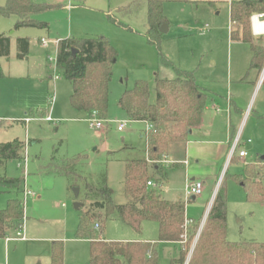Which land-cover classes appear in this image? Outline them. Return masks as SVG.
<instances>
[{
	"label": "rangeland",
	"instance_id": "rangeland-1",
	"mask_svg": "<svg viewBox=\"0 0 264 264\" xmlns=\"http://www.w3.org/2000/svg\"><path fill=\"white\" fill-rule=\"evenodd\" d=\"M148 1L33 0L52 5L33 15L36 20L46 22L49 29L15 28V16H0V34L12 37L13 48L8 58L0 56V143L13 139L26 142L27 158L25 166L22 159L0 163V177L23 178L27 189L35 194L25 200L24 239L17 237L15 229L7 232L10 240L0 238V264H51L54 242L62 246V264H90L91 235H101L109 241L153 240L158 264H170L178 256L177 244L158 241L155 221H144L137 232L116 213L105 219L103 211H97V215H102L87 224L89 235L77 236L80 219L89 210V203L83 201L86 184L96 188L105 184L112 202L123 204L128 199L123 183L125 161L146 154L145 124L128 122L118 103L121 94L132 88L136 80L147 81L153 100L156 77L171 79L177 76V70L190 71L201 88L219 97L221 127L227 124L228 102L232 99L243 112L248 110L243 137L252 139L253 144L264 138V85L259 91L253 84L260 82L261 71L251 67L250 44L230 39L229 0H162L168 30L160 33L159 46L149 43L145 36L149 28ZM3 3L0 0V5ZM85 35L106 37L117 52L111 64L107 109L101 117L108 123L102 129L89 127L90 112L72 107V85L55 65V42ZM21 36L30 39L28 56L23 59L17 56L15 46V38ZM41 37L50 41L45 48L39 43ZM252 37L264 41V37ZM48 57L54 61L49 62ZM257 112L263 116L261 119L257 118ZM206 113L218 116L210 109ZM47 114L52 121L45 120ZM25 118L31 121L25 124L21 121ZM112 121H127V124L123 131H118ZM250 147L244 148L252 156L264 155V146ZM176 149L172 155L184 154L183 148ZM77 157L80 159L74 175L67 177L54 171L65 160ZM169 159L178 161L171 156ZM183 161H186L184 169L168 171L167 181L161 183V194L170 200L181 198L186 216L199 220L207 210L211 187L225 182L226 238L264 242V199L247 201L244 188L233 179V175L243 173V164L200 161L193 157L190 164ZM192 178L202 182L206 189L188 202L184 187ZM74 188L79 189L78 196ZM14 198L22 200V191L0 185V210ZM76 201L82 203L77 209ZM96 222L100 224L98 229L94 227ZM196 238L184 264L188 263Z\"/></svg>",
	"mask_w": 264,
	"mask_h": 264
},
{
	"label": "trees",
	"instance_id": "trees-1",
	"mask_svg": "<svg viewBox=\"0 0 264 264\" xmlns=\"http://www.w3.org/2000/svg\"><path fill=\"white\" fill-rule=\"evenodd\" d=\"M50 8L52 5L34 3L31 0H4L0 5V16H15V28L48 29L46 22L36 20L33 15ZM255 12L264 13V0L230 2V39L250 44L251 67L260 70L264 63V41L252 37L249 25L250 16ZM147 19L149 28L145 33L146 39L159 46V28L167 24L162 0L148 1ZM9 44L10 36L0 34V56L8 57ZM16 45L20 54L26 53L29 39L17 38ZM116 54V50L104 36L65 38L58 41L55 64L72 85L70 103L74 109L86 112L96 110L100 117L105 115L111 64L115 61ZM1 75L0 67V77ZM150 95L147 81L136 80L132 88L125 90L118 100L129 121L149 123L154 129L149 137L147 159H133L125 164L123 183L127 201L114 204L105 184L96 188L87 183L83 201L89 203V210L80 219L77 236L89 235L86 233L87 224L95 218L103 214L106 219L116 213L120 220L137 232L143 221H155L159 229L158 241L181 242L183 248H180L179 256L172 259L170 264L185 263L196 237L187 264H264V242L229 241L226 238L225 182L218 187L199 234L198 223H186L183 201L166 200L155 187L147 185L148 181H153L156 185L159 183L160 166L157 161L167 155L171 144L185 143L188 140L189 130L199 125L209 100L208 93L197 84L193 73L182 70H177L175 78L156 77L153 100ZM23 148L24 142L19 139L0 143V163L12 159L21 160ZM78 157L65 160L54 171L67 177L74 175V168L80 159ZM233 179L244 188L247 201H263L264 165L246 163L243 173L233 175ZM23 184L24 179L20 177H0V185L17 192L23 191ZM97 211L103 213L97 215ZM24 213V204L20 199L7 201L6 206L0 210V238L5 239L9 229H22ZM90 239V264H158L151 242L109 241L93 235ZM51 264H62L60 243L52 244Z\"/></svg>",
	"mask_w": 264,
	"mask_h": 264
},
{
	"label": "crops",
	"instance_id": "crops-1",
	"mask_svg": "<svg viewBox=\"0 0 264 264\" xmlns=\"http://www.w3.org/2000/svg\"><path fill=\"white\" fill-rule=\"evenodd\" d=\"M31 1L33 2V0H31ZM189 1H192V0H189ZM231 1L232 0H229L228 4H230ZM34 3H36V2H34ZM167 28H168V26H167ZM204 28L207 29L208 26L205 25ZM48 29H49V27H48ZM230 30H231V28H229V34H230ZM93 36H101V35H85L83 37H93ZM83 37H78V38H83ZM17 38L29 39V37H27V36H21V37H16L15 41H17ZM41 38H43V37H41ZM65 38H74V37H65ZM65 38H62V39H65ZM40 39H39V43H40ZM46 40H48V39H46ZM56 45H58V44H56ZM15 46H16V44H15ZM29 47H30V39H29V46H28L27 52L20 54L18 52V50H16L17 56L20 59L26 58L28 56ZM12 49H13L12 48V37H10L8 57L10 56ZM263 66H264V63L262 65L261 69L263 68ZM261 69L259 70V73H260ZM253 84H254V87L260 91L264 85V82H253ZM204 90L208 93V99L209 100H208V103L204 109V113L202 115V119H201L199 125L190 129L188 140L185 143H176V144L173 143L169 146L168 153H167V155H165V159L168 162H158V164L160 166V168H159L160 172L158 174V178H160V183H158L157 185L155 183L154 187L156 188V190L158 191L159 195L162 198L169 200V201H178V200L181 201V198H177L174 200H170V199L165 198L161 194V189H160L161 183L167 181L168 171L170 169H172V168L173 169L174 168L175 169H184L185 168L186 161H183V160H187L189 162L188 164H190V159H191V157H193V158H198V160H200V161L201 160H204V161H207V160L221 161L222 164L224 162L230 163V162L234 161V162H241L243 164V166H245L246 163H254L255 165H258V166L264 165V155L263 154L256 153L255 156H252L251 152L248 150V148L247 149L244 148L247 145H251V147H250L251 149H254V148L257 149L260 146H264V138L262 139V141H259L258 143L253 144L252 139L243 137V132H244V126H243L244 123L243 122L245 120V117L248 114V110L243 112L242 108L238 107L232 99H229V102H228V106H229L228 114L229 115L226 118L227 124L224 125V127H221L220 126L221 124H219L221 121V117L219 116L220 112L218 109L219 97H215L213 93L209 92L206 89H204ZM150 99H151V95H150ZM53 101H54V99H53ZM53 101H51V103H53ZM208 109H210L213 113H215V115H218V116H209V114L206 113L208 111ZM231 109H233V111H234V117H233L234 119L231 118ZM256 114H257L258 119H261L263 117L258 112ZM46 116H50V115L47 114ZM21 121L24 122L23 120H21ZM129 122H141L142 124H145L142 121H129ZM25 124H27V123H25ZM237 136H239V143L237 146V150L234 154L230 155L232 144L234 142V139ZM123 148H128V146H124ZM176 148H179V149L183 148L184 154L181 153L179 156L178 155H176V156L172 155L171 154L172 150L174 149V151H175V150H177ZM238 150H245L247 152L246 157L244 159L240 158L238 156V154H237ZM145 152H146V154L144 156H136L133 158L130 157L129 159H127L125 161V164L127 161L133 160V159H147V151H145ZM170 156L175 157L178 161L171 162V160L169 159ZM248 157H250V159L247 160ZM193 180H195V179L192 178L190 181H193ZM218 187H219V183L217 185H213L211 187L208 205H207V210L205 212V215L202 218H200L199 220H196L194 218L186 216V206H185V216H186V219H187V222L189 225L192 223H196V224L198 223L200 225V227L202 226V224L204 223V221L207 217V214L209 212V209L211 207V204L213 202V199L215 197V194H216ZM205 189H206V187H205V185H203V190H205ZM203 190L199 196H201L204 193ZM199 196L185 197V199H188L187 201L190 202V201H194L196 199V197H199ZM143 222L141 223V225L143 224ZM141 225H140V227H141ZM99 238H102V236L99 235ZM7 239L10 240V237L6 236L5 240H7ZM21 239H24V238H21ZM138 241L151 242V243L154 242L153 240L149 241V240H144V239L138 240ZM171 243L177 244L179 249L182 246L181 242H171ZM179 253H180V251H179ZM179 253H178V256H179ZM177 257H174L172 259H176Z\"/></svg>",
	"mask_w": 264,
	"mask_h": 264
},
{
	"label": "built area",
	"instance_id": "built-area-1",
	"mask_svg": "<svg viewBox=\"0 0 264 264\" xmlns=\"http://www.w3.org/2000/svg\"><path fill=\"white\" fill-rule=\"evenodd\" d=\"M250 29H251V33L252 35L256 36V37H264V13H253L250 16ZM48 40L41 38L40 39V44L45 47L48 45ZM56 44H58V41L55 42ZM48 61L52 62L54 61V59L52 57H48ZM55 63H56V57H55ZM260 82L264 81V66L263 69L261 70L260 73ZM53 97L51 98V101H53ZM31 120V118H25L23 121L25 123H28ZM46 121H52V118L50 116H46L45 117ZM88 123H89V127L90 128H95V129H102L105 123H108L104 118H101L98 114V112L96 110H92L89 113V118L87 119ZM116 123V128L118 131H123L124 128L126 127L127 121H112ZM129 122V120H128ZM153 126L149 123H145V127L143 130L144 136L146 138V144H147V148L146 151L148 153V143H149V137L151 132H153ZM239 143V136H237L234 139V142L232 144L231 147V154H234L237 150V146ZM237 154L240 158H245L247 152L245 150H238ZM22 160H23V165L25 166L27 158H26V142H24V148H23V154H22ZM158 162H168L165 159V156L162 157L161 160L157 161ZM148 186H155V183L153 181H148L147 182ZM203 190V183L200 181H187L185 183V187H184V195L185 197H190V196H199L202 193ZM23 199L22 202L25 205V200L28 196H34V193L32 191H30L29 189H27V187L25 186V184L23 185ZM188 223V222H186ZM95 228H99L100 224L99 223H95L94 224ZM17 237L24 238L23 236V228L21 230H18L16 232ZM8 240V239H7Z\"/></svg>",
	"mask_w": 264,
	"mask_h": 264
},
{
	"label": "water",
	"instance_id": "water-1",
	"mask_svg": "<svg viewBox=\"0 0 264 264\" xmlns=\"http://www.w3.org/2000/svg\"><path fill=\"white\" fill-rule=\"evenodd\" d=\"M166 31H167V25H166V24L161 25V27L159 28V32H160V33H164V32H166ZM74 52H75V51H74ZM189 133H190V130H189ZM74 192H75V196H78L79 189H78V188H74ZM81 205H82V203L79 202V201H76V202L74 203V207H75L76 209L79 208ZM198 234H199V232H198ZM198 234H197V236H198Z\"/></svg>",
	"mask_w": 264,
	"mask_h": 264
}]
</instances>
